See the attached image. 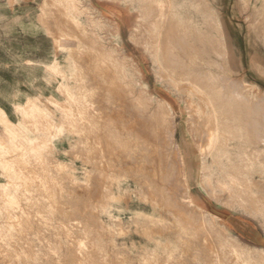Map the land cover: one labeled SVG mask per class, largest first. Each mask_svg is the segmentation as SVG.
<instances>
[{
  "label": "rangeland",
  "instance_id": "obj_1",
  "mask_svg": "<svg viewBox=\"0 0 264 264\" xmlns=\"http://www.w3.org/2000/svg\"><path fill=\"white\" fill-rule=\"evenodd\" d=\"M94 2L132 21L117 29ZM45 3L54 36L73 43L72 89L52 102L70 149L53 159L48 142L26 137L0 147L16 160L0 159V264H264V248L199 205L264 233V0H201L211 25L189 0ZM225 27L248 33V48L230 45ZM7 122L0 111L14 140Z\"/></svg>",
  "mask_w": 264,
  "mask_h": 264
},
{
  "label": "crops",
  "instance_id": "obj_2",
  "mask_svg": "<svg viewBox=\"0 0 264 264\" xmlns=\"http://www.w3.org/2000/svg\"><path fill=\"white\" fill-rule=\"evenodd\" d=\"M45 2L46 0H0V111L14 126L13 130L17 134L14 140L10 139L6 132L7 126L0 124V147L11 149V144L19 142L20 137H26L29 142L34 143L45 141L50 146V158L56 159L64 156L70 149L69 138L57 137L58 123L52 102L57 101L61 104L64 96L60 91L72 89L70 76L73 60L69 50H72L73 43L71 39H58L54 36L56 33L54 22L56 17H52L54 7L46 5ZM189 3L192 15H195L194 20L198 17L197 20L201 21L203 14L205 22L211 25L215 20L211 4L201 5V0H189ZM94 5L103 13L104 20L105 15L113 19L118 25L117 29L120 25L122 27L132 21V16L123 13L117 6L99 2H94ZM118 13L127 16L128 22L117 16ZM207 16L209 19L206 21ZM225 29L226 35L224 30H221V34L228 36L227 41L230 45L238 47L240 39V47L245 48L244 50L248 48L250 45L248 33L241 32L238 38L236 34L228 33L226 27ZM258 63L259 68L264 71V61L259 62L258 59ZM139 68L147 77L145 65L141 64ZM28 104L36 105L39 113L33 118L25 119L22 110ZM45 115H49L48 123L46 120L42 121L41 116ZM26 126H35L39 132L28 131L25 136L21 130L24 131ZM41 126H44V131L48 133L40 132ZM1 163L3 167H9L14 166L16 160L10 155L4 157ZM2 165L0 188L7 181L6 171ZM204 202L206 201L202 200L199 203ZM209 206L217 213L224 214L216 217L224 220L227 227L238 236L264 248V233L260 227L244 219L218 212L210 203Z\"/></svg>",
  "mask_w": 264,
  "mask_h": 264
},
{
  "label": "bare ground",
  "instance_id": "obj_3",
  "mask_svg": "<svg viewBox=\"0 0 264 264\" xmlns=\"http://www.w3.org/2000/svg\"><path fill=\"white\" fill-rule=\"evenodd\" d=\"M173 34H176V33H173ZM173 37V36H172ZM177 39V38H176ZM224 44V43H223ZM225 45V44H224ZM239 89H241V87L239 88ZM241 91V90H240ZM162 93V92H161ZM239 95H240V93H239ZM236 96H238V95H236ZM245 96V95H244ZM244 98V97H243ZM247 98V97H246ZM124 99V98H123ZM233 100V99H232ZM244 100V99H243ZM126 102H127V100H126ZM232 102H234V101H232ZM225 103V102H224ZM126 105V104H125ZM128 105V104H127ZM172 105H174V104H172ZM249 105V104H248ZM132 106V105H131ZM231 106V105H230ZM129 107V106H128ZM231 108V107H230ZM235 108V107H234ZM249 108V107H248ZM175 109V108H174ZM120 112V111H119ZM130 112V111H129ZM126 114H124V116H125ZM233 115V114H232ZM230 116V115H229ZM145 120V119H144ZM136 121V120H135ZM141 121V120H140ZM140 121H137V122H140ZM147 121V120H146ZM136 122V123H137ZM142 123H144L143 121H141ZM6 123V122H5ZM7 123H9V122H7ZM172 123V122H171ZM264 123V122H263ZM10 124V123H9ZM136 125V124H135ZM137 125H138V123H137ZM11 127V126H10ZM141 127V126H140ZM144 127V126H143ZM173 127V126H172ZM171 127V128H172ZM261 127V126H260ZM142 128V127H141ZM145 128V127H144ZM170 128V129H171ZM174 129V128H173ZM204 129V128H203ZM143 130V129H142ZM146 131V130H145ZM137 132H139L138 130H137ZM143 132V131H142ZM170 132H173V130L172 131H170ZM141 133V130H140V132H139V134ZM202 133V132H201ZM142 134V133H141ZM257 134H259V133H257ZM151 135V134H150ZM171 135H172V133H171ZM173 136V135H172ZM207 136V135H206ZM148 137H150L149 135H148ZM201 138V137H200ZM264 138V137H263ZM149 139V138H148ZM160 139V138H159ZM261 140V139H260ZM204 141H205V139H204ZM206 142V141H205ZM153 145V144H152ZM178 148V147H177ZM176 148V146H175V149L176 150H178ZM151 151V150H150ZM178 153V152H177ZM155 157V156H154ZM181 157V165L180 166H182V169H184L183 171H184V175H183V177H184V181H185V183H188L187 182V179H186V174H185V162H184V159H183V157H182V155L180 156ZM157 159V158H156ZM180 160V159H179ZM163 162V161H162ZM157 163V162H156ZM140 185V184H139ZM96 188V187H95ZM186 188V187H185ZM191 191V190H190ZM81 199V198H80ZM123 199V198H122ZM199 205L205 210V211H207L208 213H210L211 215H213V216H218V215H222V216H224V214L223 213H217L215 210H213L210 206H209V203L206 201V202H204V203H199ZM87 206V205H86ZM209 210V211H208ZM197 211V210H196ZM113 244V243H112ZM73 252V251H72ZM104 253V252H103ZM40 255V254H39ZM204 255V254H203ZM50 262V261H49Z\"/></svg>",
  "mask_w": 264,
  "mask_h": 264
}]
</instances>
